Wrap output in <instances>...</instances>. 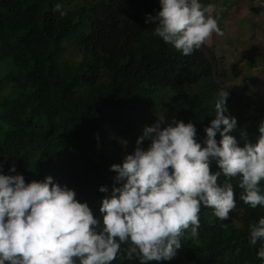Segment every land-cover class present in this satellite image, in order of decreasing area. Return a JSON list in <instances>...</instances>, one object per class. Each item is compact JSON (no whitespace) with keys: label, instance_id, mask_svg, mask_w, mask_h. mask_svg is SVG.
<instances>
[{"label":"trees","instance_id":"16d2710c","mask_svg":"<svg viewBox=\"0 0 264 264\" xmlns=\"http://www.w3.org/2000/svg\"><path fill=\"white\" fill-rule=\"evenodd\" d=\"M57 3L66 15L54 11ZM159 9V0H0V70L11 79L9 92L0 94L3 174H22L26 182L51 175L100 217L107 194L98 189L106 185L111 191L116 173L110 166L134 151L144 126L161 115L175 116L192 121L203 140L222 88L216 52L205 44L185 56L153 35L145 14ZM244 84L249 93L228 97L224 114L236 117L238 130L255 143L264 96L248 80ZM238 106L241 115L234 114ZM13 164L16 172L10 173ZM231 183L238 197V178ZM261 216L264 207L253 209L239 199L224 221L202 207L199 236L182 237L171 261L150 264H264L256 255L260 242L248 239L249 224Z\"/></svg>","mask_w":264,"mask_h":264},{"label":"clouds","instance_id":"9594fccd","mask_svg":"<svg viewBox=\"0 0 264 264\" xmlns=\"http://www.w3.org/2000/svg\"><path fill=\"white\" fill-rule=\"evenodd\" d=\"M159 5L155 15L145 14V23H152L153 35L182 55L190 56L205 44L210 47L212 35L223 34L214 3L159 0ZM257 5L249 8L253 22L260 15L252 9ZM54 11L66 15L60 3ZM250 83L252 88L255 82ZM253 92L264 96L263 89ZM228 96L227 88L219 89L215 118L204 128L202 141L192 121L175 116L166 120L161 115L144 126L134 151L110 166L116 173L111 191L106 185L98 189L107 194L100 202V217L88 202L76 198L75 190L54 183L51 175L26 182L22 174L0 170V264L171 261L182 237L199 236L202 207L211 208L221 221L236 210L237 199L253 209L264 207V120L257 141L249 142L247 131L238 130L236 117L224 114ZM146 139L150 143L144 148ZM9 172H16L14 164ZM233 178L239 180L238 197ZM248 227L249 243L260 242L256 255L264 261V216Z\"/></svg>","mask_w":264,"mask_h":264},{"label":"rangeland","instance_id":"374dc122","mask_svg":"<svg viewBox=\"0 0 264 264\" xmlns=\"http://www.w3.org/2000/svg\"><path fill=\"white\" fill-rule=\"evenodd\" d=\"M203 2L205 4L211 2L217 6L218 24L223 33L222 35L214 33L207 42L217 55V60L213 59L217 83L220 87L227 88L228 97L235 100L242 99L249 93L242 90L248 78L251 83L255 82L251 85L253 91L264 90V13H262L264 0H203ZM233 2L237 9L231 5ZM255 2L258 5L252 9L260 13L258 22L257 20L253 22L254 18L249 12V8ZM225 74H230V77L227 78ZM4 76L5 82L0 84V94H6L11 88V79L6 78L5 70L1 69V79ZM241 107L236 108L238 115L242 113Z\"/></svg>","mask_w":264,"mask_h":264},{"label":"crops","instance_id":"0c3cea01","mask_svg":"<svg viewBox=\"0 0 264 264\" xmlns=\"http://www.w3.org/2000/svg\"><path fill=\"white\" fill-rule=\"evenodd\" d=\"M234 9H237V6H235Z\"/></svg>","mask_w":264,"mask_h":264}]
</instances>
